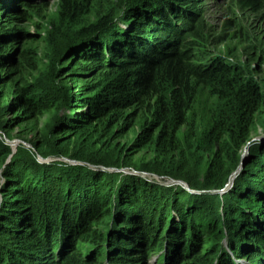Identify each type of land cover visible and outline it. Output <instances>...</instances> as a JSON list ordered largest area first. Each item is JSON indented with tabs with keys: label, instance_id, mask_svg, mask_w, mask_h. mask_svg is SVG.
Returning <instances> with one entry per match:
<instances>
[{
	"label": "rangeland",
	"instance_id": "1",
	"mask_svg": "<svg viewBox=\"0 0 264 264\" xmlns=\"http://www.w3.org/2000/svg\"><path fill=\"white\" fill-rule=\"evenodd\" d=\"M17 1L20 4L17 5ZM119 1L132 3L131 0H92L75 21H67L59 13L61 0H0V220L3 205H9L15 197L5 199L9 194L4 192L10 188L7 173L11 167L29 185L34 183L43 192H53L54 188L63 186L68 194L70 189L62 202L58 195L52 194L57 201L49 196L51 204H55L53 207L60 206V210L67 208L78 215V202L83 204L78 219L73 218L69 237L62 239L63 247L68 249L63 255L57 250L61 260L55 262L51 259L48 264H61L66 256L72 254L75 256L73 261L80 263L86 260L96 261L95 264L97 261L105 264H168V241L172 239V264H198L203 260L199 258H207L212 264L211 261L221 253L222 258L231 253L236 264H249L245 254H251L257 248L264 251V244H257L253 239L250 242L247 233L253 235L257 231L262 232V226L258 230L255 223L250 226L249 223H235L241 235L237 242L235 233L229 236L230 232L225 227L232 224L224 216L231 195L238 191L244 196L248 193L253 196L249 197V203L237 202L239 205H236L250 219L256 211L261 213L264 210L263 188L250 185L252 182L246 178L251 174L244 178L246 163L253 156L252 148L264 145V133L259 129L252 136V139L258 140L247 146L245 163L239 169L236 158L241 156L244 147L237 153L230 152L224 160L223 154L214 161V170L220 168V172L227 175L222 189L199 191L192 187L205 184L206 172L215 150L209 116L214 113L217 100L201 84L197 86L188 124L179 132L180 145L186 158H156L152 152L144 149L142 129L146 117H142L135 102L127 101L123 94L108 96L104 93L106 89L120 90L123 76L130 70L125 67L111 68L119 63L107 51L110 42H106L107 46L100 44L106 34L117 33L119 37L123 34L124 31L120 30L121 20H117L123 16V9L117 8V19L111 21L109 27L84 41L69 39L66 34L70 28H79L85 21L105 14L110 5L118 6ZM165 2L172 6L167 12L168 19L155 17L153 22L162 26L171 21L170 25L180 35L177 40L182 38L177 46L188 56L190 64L205 67L222 64L231 69L239 68L247 77L261 84L264 80V0L256 4L249 0ZM178 15L189 18L191 26L179 25ZM168 33L170 40L175 41L176 36L171 31ZM114 39L113 43L118 41V37ZM142 39L139 42L148 43L146 38ZM96 55L102 56L99 59L105 61L103 65L98 66L91 61ZM194 82L201 83L196 78ZM21 88L27 91V95L20 94ZM53 128L59 130L51 131ZM61 131H69V134L62 138ZM188 135L192 138L188 139ZM41 140L48 144L47 154L39 153L34 146L35 142ZM188 140L192 141L190 146ZM81 153L93 160L110 159L112 164L105 167L101 164L68 163L70 160L76 161L74 157ZM158 163H167L171 165L170 169L183 172L189 181H183L186 187L167 185L165 180L134 173L150 174L146 170L157 168ZM235 171L236 175L230 179ZM260 181L264 183V175L260 174ZM107 186L113 191L107 190L101 195L100 192ZM114 192L116 194L112 196ZM202 194L212 195L202 202L190 200ZM126 202H134L138 208L130 207L132 210H129ZM19 206L22 204L19 203ZM201 209L205 211L201 212ZM138 211L151 219L145 223L143 231L139 230L138 223H133ZM90 213L92 216L88 218ZM22 214L24 211L18 216ZM190 216L193 225L189 226L185 222ZM65 217L60 212L51 219L44 218L45 223H53L54 247L59 242L57 236L64 230ZM259 217L256 216L257 221ZM136 227L142 232L146 243L154 249L148 254L149 263L144 246L139 250L134 247L136 243L130 244L122 249L124 252L129 250V253L121 255L117 254L113 244L102 242L113 236L120 241L136 242L131 240ZM33 233L25 232V238H30L29 235ZM175 234H184L187 245L183 244L182 238L176 241ZM227 236L232 238L233 248L229 246L230 238ZM37 241L28 242L21 250L11 245L10 250H19L22 254H16L18 258H9V251H0L1 264H34L28 262L27 258L28 254H40L35 249ZM235 245L239 249H247H241V255L236 256ZM33 258L38 261L40 256ZM214 264H218L217 260Z\"/></svg>",
	"mask_w": 264,
	"mask_h": 264
},
{
	"label": "trees",
	"instance_id": "2",
	"mask_svg": "<svg viewBox=\"0 0 264 264\" xmlns=\"http://www.w3.org/2000/svg\"><path fill=\"white\" fill-rule=\"evenodd\" d=\"M91 1L92 0H61L59 13L67 21H75L76 18H78V14L82 13L83 9L87 7ZM165 1L166 0H131V4L130 2L122 3V1H119L120 4L118 6L110 5L108 9L106 8L107 12L105 14H100L101 16L98 15L95 20L85 21L79 28H70L66 34L69 39L73 38L84 41L87 37L93 34L96 35L97 32L104 31L105 28L109 27L111 21L117 19L115 14L117 8L123 9V16L117 19L118 21L121 20L120 26L124 25V27L121 26L120 28L122 32L124 31L123 34L120 37L117 33L106 34V38L103 39L100 44L106 45L107 41L110 42L109 46L106 45L107 51H109L110 55L117 59L119 63V65L111 66V68L114 67L119 69L125 67L126 69L130 68V70L128 73L124 74L123 86L120 90L106 89L104 93L108 96L123 94L124 99L135 102L142 117H146L142 129L143 148L152 152L154 154L153 156H156V158L174 159V157H177L183 160L186 158L184 148L180 145L179 132L188 124L190 113L193 110V99L195 95H197V86L204 84V88H206L210 92L209 94L217 100L216 109L214 113L209 116V121L212 125V134L214 135L213 142L215 143L214 158L209 163L205 184L200 187L191 186L195 189H199V191L220 190L226 183L227 175L221 173L220 168L217 171L214 170V161L221 158L223 154L222 160H224L225 156L230 152L237 153L240 151L259 129L264 133V80L261 81V84L256 83L247 77L239 68L231 69L222 64H215L207 67L198 65L197 63L190 64L189 61H187L188 56L177 46V43L182 41V38L177 40V37L180 35L179 32L175 31L170 25L171 21L168 20L167 24L162 26L156 25L153 22L155 17H166V19H168L167 12L172 6L169 2L166 3ZM180 1L185 3L189 2V0ZM258 1L260 0H249L252 4H256ZM16 4H20V1H17ZM126 4L129 6L127 7ZM150 15L155 16L152 17ZM177 18H179V25L191 26L189 18L179 15ZM169 31H171L173 36H176L175 41L170 40ZM116 37H118V41L113 43ZM143 37L148 40V43L139 42ZM137 43L139 44L137 45ZM99 58H102V56L96 55L92 57L91 61L101 66L105 61ZM194 78L198 79L201 83L194 82ZM20 94L25 96L27 95V91L21 88ZM57 130L59 129L53 128L51 131L56 132ZM68 134L69 131H61L62 138H65ZM190 138H192V136L188 135V139ZM191 142V140H188L187 144L190 146ZM34 146L39 153L47 154L48 144L46 141L41 140L35 142ZM252 151L253 156L246 163L247 169L244 172V178L246 175L251 174L246 180H250L252 182L250 185L253 187L255 185L262 187L264 191V183L260 181V174L264 175V145L253 146ZM74 159L95 166L101 164L106 167L112 164L110 159L103 161H101L102 159L93 160L84 153L79 154V156L74 157ZM237 161L239 163L240 155L236 158V162ZM10 168L11 167H9V173H7L9 175V179H7L9 180L10 188L4 191L9 194V196L7 195L5 199L15 197L11 200L14 202L10 201L9 205L6 206V203L3 205V216L0 220V251H9V258L12 257L13 259L16 254L20 252L19 250L23 249L28 242L38 240L35 249L38 250L40 254L37 255L36 253V255L33 256L28 254L30 258V261L28 260L29 258H27L28 262L34 264H37V262H40L39 264H48L47 262L51 263V259L55 262L60 261L61 258L58 257L57 250L63 255L68 249V247H63L62 239L66 236L69 237L70 229H72V225L74 224L73 218L76 217L78 219L83 204L78 202V215H75L71 210L68 211L67 208L60 210V206L53 207L55 204H51L50 201L51 197L53 198L52 194L60 196V202H62L65 196L67 198L70 189L68 190V194H66L67 192L63 186L54 188V193L52 190H45L43 192L42 188L36 185L34 186V183L29 185L27 180H24L23 177H19V172H14L15 170L12 171ZM170 168L171 165L167 163H162V165L158 163L157 168L151 167L146 171L150 174H156L158 177L163 175L162 177L169 176L174 180H181L186 183L189 182L186 180V176L183 172L177 169L174 171ZM109 186L105 187L100 194L103 195L107 190L113 191ZM11 191L15 194L13 195ZM119 191L120 189L118 192ZM115 194L116 192L112 193V196H115ZM122 194L125 195L124 193ZM50 195L51 197H49ZM211 195L212 194L196 195L191 197L190 200L194 201L198 199L202 202L206 200V197L211 198ZM231 196L229 201L230 205L224 216L225 219L232 224L231 227L230 225L229 227H225L230 232L229 236L235 233V241L241 239L239 229L236 228L238 226H236L235 223H249V226L251 223H255L258 230H260L262 226V232L257 231L253 233V235L247 233L248 239L250 242L254 240L257 244L261 242L264 244V210H262L261 213L256 211L250 219V217L243 213L240 208H237L236 205H239L237 202L244 204L249 203V200L253 197L252 194L248 193L247 196H244L241 191H238L235 195L232 194ZM53 199L56 201L58 200L55 199V197ZM255 199L256 198L253 200L255 201ZM130 200L132 199L130 198ZM19 203H21L22 206H19ZM41 203H43V205H41ZM126 205L129 208H138L134 202H126ZM260 205L262 206L261 201ZM53 209H55V211H53ZM129 210H132V208ZM22 211H24V214L18 216ZM203 211L205 210L201 209V212ZM60 212L63 216H66L64 230L66 229L67 231H61L63 235L60 234L57 236L59 237V242L57 246L54 247V244H52L55 235L53 223H45L44 218L51 219ZM136 215L137 218H135L136 220L133 223H138L139 230L141 229L143 231L145 223L151 219H147L143 214L141 215L140 211H138ZM258 215H260V217L257 221L256 216ZM90 216H92L91 213L88 218ZM235 217L237 218L236 222ZM188 219L189 220L185 223H188L189 226L193 225L192 217L190 216ZM25 232L34 233L32 235L28 234L30 238L26 239ZM141 233L142 232H139L136 227L135 232L131 236V240H135L136 242H131L129 239H127L129 242H125L124 240L120 241L119 238H115L116 236L108 237L105 240L103 239L102 242L105 241L106 244H113L117 250V254L121 255H125V252L129 253V250L124 252L122 249L123 247L130 246V244L136 243L134 247L138 249L144 246L146 261L149 263L150 257H148V254L153 252L154 249L146 243L145 237H143ZM178 235L175 234L176 241L182 238L181 241H184L183 244L187 245L186 242L188 241L186 237H184V234ZM42 237L44 239H42ZM231 239L232 238L229 240V246L233 248L231 246ZM245 241L247 240L245 239ZM168 242H170L168 248L170 250H168L170 257H167V260L168 264H172L173 259L170 252L172 251L171 243H174V240L172 239V241ZM11 245H14L15 248L19 250H10L12 248L10 247ZM136 248L133 250H136ZM241 249L246 250L247 248ZM241 249L237 248L235 245L234 254L240 256ZM260 251L261 250L257 248L251 254H245V258L248 260L249 264L251 263L250 261L258 258L259 261L257 260L252 263L264 264V251H261L263 252L262 257L260 256ZM222 254L223 253L215 257L213 259L214 261H211V263L214 264L217 260L218 264H236L231 253L223 255V258ZM18 256H22V254L19 253ZM34 256H40V259L37 261L33 258ZM74 258L75 256H73V254L68 255L62 260L61 264H95L96 262L86 260L82 263L78 261L74 262ZM199 259L205 261L202 260L198 264H210L207 258ZM96 264L105 263L97 261Z\"/></svg>",
	"mask_w": 264,
	"mask_h": 264
},
{
	"label": "water",
	"instance_id": "3",
	"mask_svg": "<svg viewBox=\"0 0 264 264\" xmlns=\"http://www.w3.org/2000/svg\"><path fill=\"white\" fill-rule=\"evenodd\" d=\"M256 140H258L257 138H254V139H251L249 142H247L246 143V145L244 146V148H243V151H242V154H241V156H240V161H239V165H238V169L241 167V166H243L244 165V163H245V158H244V156H245V154H246V152H247V146L251 143V142H254V141H256ZM65 162L66 161H69L68 159H63ZM68 163H70V164H72V165H86V163H83V162H77V161H74V160H70ZM100 170H105L106 168H104V167H98ZM238 169H237V171H238ZM106 170H108V169H106ZM109 170H111V171H116L115 169H113V168H109ZM117 171H120V170H117ZM237 171H235L234 173H232L231 175H230V179H231V177H234L235 175H236V172ZM133 172V171H132ZM134 173H137V174H140V175H143V176H147V177H154V178H158V179H161V180H165L166 181V184L167 185H181V186H185L186 187V184L183 182V181H181V180H174V179H170V178H164V177H157V176H155V175H153V174H145V173H142V172H134ZM229 182H230V180H229Z\"/></svg>",
	"mask_w": 264,
	"mask_h": 264
}]
</instances>
